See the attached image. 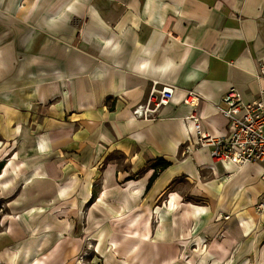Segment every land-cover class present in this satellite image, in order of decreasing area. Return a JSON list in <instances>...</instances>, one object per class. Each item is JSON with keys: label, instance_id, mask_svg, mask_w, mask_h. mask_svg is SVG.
Here are the masks:
<instances>
[{"label": "crops", "instance_id": "crops-1", "mask_svg": "<svg viewBox=\"0 0 264 264\" xmlns=\"http://www.w3.org/2000/svg\"><path fill=\"white\" fill-rule=\"evenodd\" d=\"M230 90L264 106V0H0V264H264L263 164L184 121L227 136Z\"/></svg>", "mask_w": 264, "mask_h": 264}, {"label": "built area", "instance_id": "built-area-1", "mask_svg": "<svg viewBox=\"0 0 264 264\" xmlns=\"http://www.w3.org/2000/svg\"><path fill=\"white\" fill-rule=\"evenodd\" d=\"M152 88L146 91V100L132 110L136 119L155 120L160 109L166 106L172 95L170 86ZM182 103L189 106L192 112L184 121L193 124L196 141L193 145L211 147L210 157L216 162L231 163L242 166L248 163L263 164L260 179L264 183V106L261 101L243 104L239 96L228 91L222 98L224 108H218L220 114L228 122V133L225 137H211L201 131L200 117L197 114L199 96L194 91H186ZM191 152V145L185 147V153ZM257 212L264 211V193L256 204Z\"/></svg>", "mask_w": 264, "mask_h": 264}, {"label": "rangeland", "instance_id": "rangeland-1", "mask_svg": "<svg viewBox=\"0 0 264 264\" xmlns=\"http://www.w3.org/2000/svg\"><path fill=\"white\" fill-rule=\"evenodd\" d=\"M93 186H94L93 193L95 195L97 190L99 189V181L95 180ZM2 209L3 208L0 207V213L2 212ZM85 210L86 209L84 208L83 212H85ZM227 218H228L227 216H223L221 218H218L217 220L218 221H225V220H227ZM0 230H2L1 219H0ZM93 251H94V247L91 243V240L84 237L83 238V247H82L81 251L78 253V255L75 257V264H90V260H91L90 258H92ZM178 258L180 261L184 262L185 264H194V262L192 261L190 256L188 254L183 253V252H181L179 254Z\"/></svg>", "mask_w": 264, "mask_h": 264}, {"label": "trees", "instance_id": "trees-1", "mask_svg": "<svg viewBox=\"0 0 264 264\" xmlns=\"http://www.w3.org/2000/svg\"><path fill=\"white\" fill-rule=\"evenodd\" d=\"M1 167H2V166H1V164H0V170H1Z\"/></svg>", "mask_w": 264, "mask_h": 264}]
</instances>
